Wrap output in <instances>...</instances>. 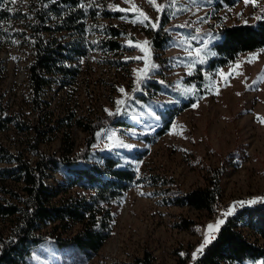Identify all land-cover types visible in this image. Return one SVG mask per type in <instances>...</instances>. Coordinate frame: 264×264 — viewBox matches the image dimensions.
Listing matches in <instances>:
<instances>
[{
	"label": "rangeland",
	"instance_id": "rangeland-1",
	"mask_svg": "<svg viewBox=\"0 0 264 264\" xmlns=\"http://www.w3.org/2000/svg\"><path fill=\"white\" fill-rule=\"evenodd\" d=\"M85 1L94 3L98 12L101 2H111L128 13L120 18L98 13L95 23L100 30L89 31L81 39L85 54L75 59L77 75L46 85L38 113L33 109L26 78L31 57L28 37L19 35L20 21H0L3 104L7 112L39 124V147L56 154L72 152L83 142L85 133L72 124L73 118H92L120 110V115L130 123L111 125L101 131L93 148L113 153L129 163L140 180L132 182L111 202L110 234L94 256L84 262L69 263L60 258L57 249L42 246L32 253L29 264H109L130 260L144 250L151 254L154 264H175L179 257L197 252L206 236L211 238L215 234L218 221L231 210L232 200L250 199L264 191V47L245 52L227 65L203 69L201 83L183 80L197 73L198 63L211 54L208 43L215 35L209 32L201 36L199 32L210 27V23L253 20L262 0H239L221 7L211 0H172L168 22L172 38L160 49L149 47L146 29L155 22L161 0ZM107 23L118 25L124 32L117 37L122 42L117 49L99 42L108 38L103 27ZM158 76L175 90L164 83L155 89L143 79ZM140 78L142 89L151 97L125 102L129 87ZM189 96L194 101L173 113L169 127L158 134L156 129L163 120L161 112L179 106ZM31 135V130H18L10 124L0 130V144L20 150L32 160L28 146ZM91 159L98 160L96 155ZM222 163L226 165L224 191L214 214L164 201L169 194L166 186L187 190L204 185L206 166ZM62 168L60 164L57 168L50 166L45 182L55 185L61 179ZM156 174L172 178L173 184L149 177ZM71 190L80 191L77 187ZM182 219L187 226L180 223ZM9 222V218L0 216V233L6 231ZM52 227L53 223H43L40 230L64 236L77 225L65 231ZM257 262L264 264L261 259Z\"/></svg>",
	"mask_w": 264,
	"mask_h": 264
},
{
	"label": "trees",
	"instance_id": "trees-1",
	"mask_svg": "<svg viewBox=\"0 0 264 264\" xmlns=\"http://www.w3.org/2000/svg\"><path fill=\"white\" fill-rule=\"evenodd\" d=\"M239 0H211L216 7L234 5ZM172 0H161L155 22L148 26L147 43L152 49H160L172 38L168 32ZM162 6V7H161ZM99 12L104 17H125V10L111 2H101ZM159 9V10H158ZM97 6L85 0H0V21L21 22L28 37L31 57L26 65V78L33 109L40 110L41 92L55 81L74 78L78 73L75 59L85 54L81 39L89 31H99L95 18ZM185 24V23H184ZM186 25V24H185ZM108 38L99 39L109 49L121 46L117 37L124 35L115 24H104ZM190 30L193 27L188 26ZM2 30L0 29V32ZM214 34L208 43L211 54L198 63L197 73L183 80L201 83L202 70H213L236 60L241 54L264 47V0L251 21L240 20L215 25L199 32ZM63 35H68L63 38ZM160 72V70H157ZM150 87L158 89L161 84L172 85L156 78H143ZM142 78L135 80L123 98L146 100L151 97L144 91ZM171 90L175 88L171 87ZM194 101L193 96L161 112L162 134L169 127V117ZM120 102L118 106L121 104ZM168 113V118H166ZM72 124L85 133L81 146L67 153L45 152L39 147L40 127L37 123L22 119L15 112H7L0 91V130L10 124L18 130H31L29 148L34 156L30 160L20 150H11L0 144V216L9 218L5 232L0 233V264H29L32 253L45 246L57 249L60 258L71 263L84 262L94 256L110 234L112 212L110 204L119 198L134 181H139L134 168L115 154L93 148L99 133L111 125H126L128 122L113 109L92 118L75 117ZM129 153L132 150L127 149ZM97 156L98 160L91 159ZM62 165L61 179L55 185L45 182L47 169ZM226 170L223 163L206 166L204 185L190 189L166 186L169 194L166 203L189 205L214 214L223 196L222 178ZM153 181L171 185L173 180L164 175H150ZM77 187L80 191L72 192ZM252 202V203H249ZM231 210L225 214L210 243L198 252L179 257L175 264H259L264 260V191L250 199L232 200ZM183 226L188 223L181 220ZM43 223H53L52 228L63 231L77 227L64 236L52 235L51 230L41 231ZM51 228V229H52ZM250 232V236L247 232ZM248 232V233H249ZM109 264H154L151 254L144 250L130 260H117Z\"/></svg>",
	"mask_w": 264,
	"mask_h": 264
},
{
	"label": "snow or ice",
	"instance_id": "snow-or-ice-1",
	"mask_svg": "<svg viewBox=\"0 0 264 264\" xmlns=\"http://www.w3.org/2000/svg\"><path fill=\"white\" fill-rule=\"evenodd\" d=\"M161 7H162V6H161ZM158 10H159V9H158ZM121 91H122V89H121ZM249 203H252V202H249ZM221 223H223L222 220H221V221H218V225L221 224ZM218 225H217V226H218ZM208 228H209L210 230H212V229H213V226H212V225H209ZM208 243H210V238H209L208 236H206V237H205V240H204V243L200 246V248L197 249V252H194V253H193V259L196 258L197 253H198V252H201V251L203 250V247H204L206 244H208Z\"/></svg>",
	"mask_w": 264,
	"mask_h": 264
}]
</instances>
